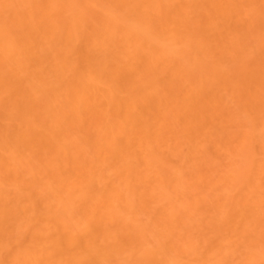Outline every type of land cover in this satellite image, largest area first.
<instances>
[{
    "label": "bare ground",
    "instance_id": "bare-ground-1",
    "mask_svg": "<svg viewBox=\"0 0 264 264\" xmlns=\"http://www.w3.org/2000/svg\"><path fill=\"white\" fill-rule=\"evenodd\" d=\"M0 264H264V0H0Z\"/></svg>",
    "mask_w": 264,
    "mask_h": 264
}]
</instances>
